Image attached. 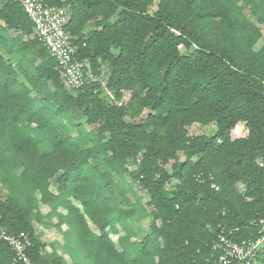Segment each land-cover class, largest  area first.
<instances>
[{"label": "trees", "instance_id": "trees-1", "mask_svg": "<svg viewBox=\"0 0 264 264\" xmlns=\"http://www.w3.org/2000/svg\"><path fill=\"white\" fill-rule=\"evenodd\" d=\"M42 2L65 10L72 61L94 79L67 88L20 0L0 1V217L28 234L29 260L76 264L38 224L65 226L91 264H218L220 235L259 238L264 0ZM0 264L23 263L0 242Z\"/></svg>", "mask_w": 264, "mask_h": 264}, {"label": "built area", "instance_id": "built-area-1", "mask_svg": "<svg viewBox=\"0 0 264 264\" xmlns=\"http://www.w3.org/2000/svg\"><path fill=\"white\" fill-rule=\"evenodd\" d=\"M24 12L34 26V36L45 50L58 63L59 72L64 84L71 90L81 88L85 82L93 80L91 73L85 76L82 66L72 61L73 46L70 37L64 31L67 22L65 10L43 4L42 0H20ZM263 222H261L262 224ZM0 242H5L14 253V258L23 264H33L26 255L31 241L26 233L9 234L1 224ZM213 249L219 252L218 264H229L235 260L241 264H253L252 259L264 249V226L260 237L255 240H244L234 243L220 235L213 244ZM252 261V262H251Z\"/></svg>", "mask_w": 264, "mask_h": 264}, {"label": "rangeland", "instance_id": "rangeland-1", "mask_svg": "<svg viewBox=\"0 0 264 264\" xmlns=\"http://www.w3.org/2000/svg\"><path fill=\"white\" fill-rule=\"evenodd\" d=\"M1 1V0H0ZM154 11V7L151 9ZM264 33V31H263ZM11 34L14 35V32H11ZM183 51V49H181ZM108 73L105 68H103V75L101 76V80L103 84L106 82ZM104 94L107 95L108 99H111V96L109 95V91H104ZM128 96L125 95L123 97V101L126 102ZM216 131V128L213 127L212 125L210 126H199V125H193L192 127L189 128V134L190 135H201L205 134L207 136L214 135ZM245 130L242 124H238L237 127L235 128L234 131V136H243L245 135ZM181 158V157H180ZM169 168V167H167ZM133 190L135 194L139 198H141L142 203L144 204L147 201V198L143 194V192L138 188L137 185H132ZM51 190L54 192L55 187L53 186ZM128 199L131 203H133L135 200L131 195H128ZM47 210L43 208V213H45ZM56 221H52V224H55ZM148 225L149 221H138L136 218L132 220V227L134 232L138 235L141 236L142 234L146 233L148 231ZM65 226L62 227V231H58L56 228L53 226L51 227H42L41 225H36V233H38L42 239V241L46 244H50L51 249H57L58 254H65V259L70 262V260L75 262L76 264H91L87 259L85 258V255L83 254L82 251L79 250L78 247L75 246L74 242L71 240L69 243V238L66 240L63 238V230H65ZM111 239L113 242H117V237L116 235L111 234L110 235ZM73 239V238H72ZM64 240L67 243L66 251L64 250ZM50 248H48V251H50Z\"/></svg>", "mask_w": 264, "mask_h": 264}]
</instances>
